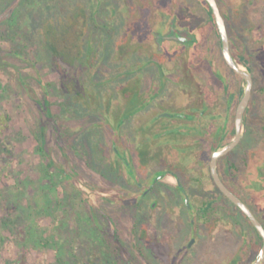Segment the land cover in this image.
Returning a JSON list of instances; mask_svg holds the SVG:
<instances>
[{"label": "flooded vegetation", "instance_id": "1", "mask_svg": "<svg viewBox=\"0 0 264 264\" xmlns=\"http://www.w3.org/2000/svg\"><path fill=\"white\" fill-rule=\"evenodd\" d=\"M67 2L64 36L50 28L58 44H51V68L60 74L66 100L84 104L78 121L91 126L71 129L69 165L54 159L51 166L80 194L75 180L81 159L113 183L86 187L117 208L134 210L131 248L148 264H252L264 235L223 193L212 165L215 153L240 130L239 143L218 158L216 169L264 231V0H216L230 53L244 76L226 59L207 0ZM123 45L132 48L128 60L108 51ZM249 87L240 126L239 108ZM250 165L256 182L247 174ZM147 197L150 214L141 213ZM83 202L99 223L96 208ZM141 223L145 230L139 232ZM98 233L106 239L111 232L100 227ZM109 239L118 253L133 254L117 233Z\"/></svg>", "mask_w": 264, "mask_h": 264}, {"label": "rangeland", "instance_id": "2", "mask_svg": "<svg viewBox=\"0 0 264 264\" xmlns=\"http://www.w3.org/2000/svg\"><path fill=\"white\" fill-rule=\"evenodd\" d=\"M68 10L67 0H7L0 13V264H148L131 248L135 229L134 210L117 208L113 202L101 200L97 191L86 187L87 182L103 185L107 181L88 168L85 160H80L78 167L81 174L75 180L83 194L74 191L63 175L51 167V179L56 185L52 188L49 182L44 181L43 188L54 201L53 210L50 209L51 212L46 215L38 209L45 203V192L38 182L44 166L49 163L42 160L40 152H36L37 136L44 137V126L55 128L45 136L53 148L49 162L55 159L57 164L65 167L68 164L66 157L70 155L69 146L75 140L70 130H78L82 124L84 127L91 126L78 121L84 116V104H72V100H66L60 74L51 68V64L54 66L51 49L58 44L57 40L50 39V28L56 30L53 35L63 37ZM254 16H257L256 12ZM131 50L128 45L119 46V49L108 48L111 54H125L124 60H128ZM60 54L64 60L65 51L60 50ZM59 68L64 70L65 64L62 63ZM128 69V66L123 68ZM78 71L73 75L79 76ZM92 73H89L90 77ZM20 77H24L27 84L20 83ZM95 88L91 85L92 90ZM47 101L51 102L52 118H48ZM69 110L73 111L72 115ZM95 140L102 142L100 146H106L105 140L99 137ZM260 159L256 158L257 162ZM247 174L257 181V174L251 165ZM33 180L38 184H32ZM83 198L100 214L101 229L104 227L111 233H117L132 250L131 256L118 253L109 239L111 233L105 239L98 233L100 227L96 231L90 226L91 214L89 216ZM150 200L151 197L142 199L141 213H151ZM60 202L67 205L71 212L63 213L61 207L55 210ZM107 216L113 222H107ZM5 219L13 220L8 227ZM78 225L82 229L80 235L75 233ZM25 227L33 229L28 231ZM143 230L145 223H141L139 232ZM53 234L58 238L53 246L40 249V238H51ZM189 238L186 241L188 248L194 237ZM194 250L190 251L193 253ZM58 252L64 256H58ZM128 258L132 261H127Z\"/></svg>", "mask_w": 264, "mask_h": 264}, {"label": "trees", "instance_id": "3", "mask_svg": "<svg viewBox=\"0 0 264 264\" xmlns=\"http://www.w3.org/2000/svg\"><path fill=\"white\" fill-rule=\"evenodd\" d=\"M4 1L5 0H0V13L2 12V9L4 8V6L6 4ZM20 83H22V84L23 83H26V79L24 77H20ZM63 88L65 90V87H63ZM46 106H47L48 118H52V114H51V110H50L51 109V107H50L51 106V102L47 101ZM50 127L48 126V128H47V126H44V128H43V130H44V137L37 136L38 150L36 151V152H40V155L43 156V159L42 160L48 161V163H49V164H47V166H44V172L41 174L40 180L38 182L41 185L40 187L42 188V191L45 192L44 193L45 194V203L43 205L39 206L38 209H39V212L40 213L41 212L42 213L44 212V213H46V215H48L51 212L50 209L53 210L52 205H53L54 201L52 200V197L50 196V193L47 192V189L46 188H43V184H44V181L49 182L52 188H54L55 185H56V184L54 185V183L52 182V179H51L53 174L50 172V168L52 166H51V163L49 162L50 155H52L53 148L50 146V144L48 142L49 140H46V138H45V136L47 135L48 131H53V129L55 130V128H53L52 126H50ZM7 145H9V143ZM38 183L35 182L34 180L32 181V184H34V185H36ZM52 188H51V190H53ZM65 199H67V198H65ZM60 207L62 208V210H63L62 212L63 213H67V212L70 211L69 210L70 208L67 205H65V204L63 205V203H61V202L58 203V204H56L55 210L56 209H59ZM90 214H91V217H89L90 226L91 227L93 226V228L96 231H98L100 226H99V223L97 222V219L95 217V213L92 214L89 211V216H90ZM12 221L13 220L5 219V225H6V227H8L10 225V223H12ZM15 221H16V219H15ZM25 229L26 230L28 229V231H31V229H33V228H26L25 227ZM75 231H76L75 233L77 235H80L81 232H82L81 226L78 225L77 228L75 229ZM53 236H54V234H53ZM50 239H52L51 242H50ZM66 239H68V238H66ZM57 240H58V238H56L55 236L54 237H51V238H40L39 245L38 246H39L40 249H43V248H45V247H47V246H49L51 244L53 246V244ZM56 247L59 248V245H56ZM118 247L119 248H122L120 246H118ZM58 256L62 257V256H64V254H61V253L58 252ZM61 259H59V261H62Z\"/></svg>", "mask_w": 264, "mask_h": 264}, {"label": "water", "instance_id": "4", "mask_svg": "<svg viewBox=\"0 0 264 264\" xmlns=\"http://www.w3.org/2000/svg\"><path fill=\"white\" fill-rule=\"evenodd\" d=\"M207 2L209 3V5L212 7V9L214 10L218 23L220 25L221 28V33H222V40H223V50H224V54L226 56V59L228 61V63L241 75L244 76V69L235 61V59L232 57L230 50H229V41H228V37L226 34V29H225V25H224V20L222 18V16L220 15L219 9H218V5L216 0H207ZM250 86V85H249ZM249 92H250V87L248 89V92L246 94L245 99L243 98L241 104H240V108H239V114H238V124L241 126V122H242V116H243V112H244V108L247 105L248 99H249ZM241 138V134H240V130H239V134L238 136L235 138V140L229 144L228 146H226L225 148H223L220 151H217L214 155L213 158V173L216 179L217 184L219 185V187L221 188V190L223 191V193L225 195H227V197L229 199L232 200V202L237 205L239 207L240 210H242L243 212H245L251 219L252 221L256 224V226L260 229V231L263 233L264 235V231L263 228L261 227V225L259 224V222L257 221L256 217L254 216V214L252 213V211L249 209V207L244 204V202L237 197L232 191H230L221 181L217 169H216V163L217 160L220 156L226 154L227 152L231 151L232 149H234V147L239 143ZM189 203V202H188ZM264 262V247L261 251V253L259 254V256L255 259V261L252 264H262Z\"/></svg>", "mask_w": 264, "mask_h": 264}]
</instances>
